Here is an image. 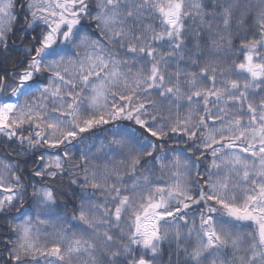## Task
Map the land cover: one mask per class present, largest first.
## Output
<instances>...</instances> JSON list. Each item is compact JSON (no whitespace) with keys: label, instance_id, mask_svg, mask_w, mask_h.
Masks as SVG:
<instances>
[{"label":"snow or ice","instance_id":"6c2138e0","mask_svg":"<svg viewBox=\"0 0 264 264\" xmlns=\"http://www.w3.org/2000/svg\"><path fill=\"white\" fill-rule=\"evenodd\" d=\"M0 220V264H264V0H0Z\"/></svg>","mask_w":264,"mask_h":264},{"label":"trees","instance_id":"16d2710c","mask_svg":"<svg viewBox=\"0 0 264 264\" xmlns=\"http://www.w3.org/2000/svg\"><path fill=\"white\" fill-rule=\"evenodd\" d=\"M17 43H19V41H17ZM101 135H103V133H101ZM61 199L63 200V199H65L64 197H61ZM70 207H71V205H70ZM3 223V221L2 220H0V224H2ZM0 230H2V229H0ZM166 259V258H165Z\"/></svg>","mask_w":264,"mask_h":264}]
</instances>
